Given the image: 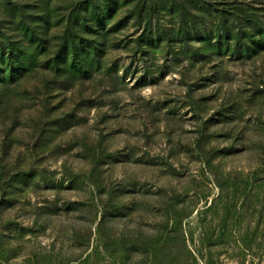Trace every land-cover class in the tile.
Wrapping results in <instances>:
<instances>
[{"label": "rangeland", "instance_id": "rangeland-1", "mask_svg": "<svg viewBox=\"0 0 264 264\" xmlns=\"http://www.w3.org/2000/svg\"><path fill=\"white\" fill-rule=\"evenodd\" d=\"M251 33L264 0H0V264H264Z\"/></svg>", "mask_w": 264, "mask_h": 264}, {"label": "trees", "instance_id": "trees-1", "mask_svg": "<svg viewBox=\"0 0 264 264\" xmlns=\"http://www.w3.org/2000/svg\"><path fill=\"white\" fill-rule=\"evenodd\" d=\"M260 34H249L246 37L244 35H238L236 39V47L238 48V52L240 54H245V57L247 58H253V55L258 54L261 50V48H264V39L259 37ZM10 56V54H9ZM14 65H13V59L12 57L9 58V76L14 75ZM85 72V71H84ZM104 225V222L101 221V228ZM101 228H99V233L101 232Z\"/></svg>", "mask_w": 264, "mask_h": 264}]
</instances>
